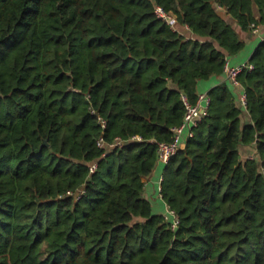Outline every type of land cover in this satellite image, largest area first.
Instances as JSON below:
<instances>
[{
  "label": "trees",
  "instance_id": "1",
  "mask_svg": "<svg viewBox=\"0 0 264 264\" xmlns=\"http://www.w3.org/2000/svg\"><path fill=\"white\" fill-rule=\"evenodd\" d=\"M260 24L264 0H0V264H264V39L237 76L245 104L229 79L211 88L165 165L177 227L143 180L183 96ZM101 136L125 143L104 154Z\"/></svg>",
  "mask_w": 264,
  "mask_h": 264
},
{
  "label": "built area",
  "instance_id": "2",
  "mask_svg": "<svg viewBox=\"0 0 264 264\" xmlns=\"http://www.w3.org/2000/svg\"><path fill=\"white\" fill-rule=\"evenodd\" d=\"M155 12L157 15L165 20L172 28H176L178 25V19L175 14L172 12H169L164 9L161 5H157L155 7ZM254 31H258L259 25H253ZM248 68L249 70L253 69L252 64H245L242 66H229L228 62L226 64L225 71L227 73V78L232 81L235 85H239V81L237 79L238 74L244 69ZM183 100L186 106V113L184 116L183 122L173 127V139L170 142L162 141L158 142V162L162 163H168L169 160L182 148L186 146L187 140L194 135L193 128L198 125V123L202 120V118L207 114V110L209 108L210 104V96L208 92H201L198 95V99L196 103H191V101L186 97L183 96ZM243 104H245V95L242 96ZM102 126L105 128L107 125L106 120H101ZM134 138L141 139L140 136H135ZM125 143V140L117 137L112 142L108 143L103 136H101L98 139V145L100 147L106 148L104 154L110 152L111 150L122 147ZM252 158V157H251ZM97 168V164L93 163L90 166L91 172H94ZM261 171L264 174V166L261 167ZM164 177L160 179L159 182V193L161 194V188H162V181ZM84 191L80 190V193L82 194ZM171 214L176 217L174 211H170ZM168 218V216H167ZM176 222V220H175ZM176 224V223H174Z\"/></svg>",
  "mask_w": 264,
  "mask_h": 264
},
{
  "label": "crops",
  "instance_id": "3",
  "mask_svg": "<svg viewBox=\"0 0 264 264\" xmlns=\"http://www.w3.org/2000/svg\"><path fill=\"white\" fill-rule=\"evenodd\" d=\"M256 14L259 13V9L255 8ZM185 36L189 38L195 37V34L190 30V28L187 25H180L178 24L175 28ZM242 39L245 42L244 49L235 54L227 57V62L229 66H242L245 64H249V61L251 59V56L254 52V50L257 48V46L261 43V41L264 39V25H259L258 31H254L253 27L250 31H241L240 32ZM227 73L225 71L224 74L219 76H213L209 80L202 81L199 84V93L201 92H208L211 88L214 86L226 81ZM234 87L236 88L239 99L242 101V96L245 95L244 91L242 90V87L239 85H235L233 83ZM247 119L249 115L246 117ZM255 148L254 146L250 145H243L240 148V153L242 157L251 158L255 155ZM165 163L158 162L155 165V168L150 176H146L143 180L145 181V195L150 198L153 202V206L155 207V210L158 213L164 214V213H171L166 201L163 199V197L159 193V182L162 177H164V169H165Z\"/></svg>",
  "mask_w": 264,
  "mask_h": 264
},
{
  "label": "rangeland",
  "instance_id": "4",
  "mask_svg": "<svg viewBox=\"0 0 264 264\" xmlns=\"http://www.w3.org/2000/svg\"><path fill=\"white\" fill-rule=\"evenodd\" d=\"M168 207H169V206H168ZM169 209H170V208H169ZM170 210H171V209H170ZM172 211H173V210H172ZM163 216L165 217V219H166L167 221L169 220V218H172V221L170 222V220H169L168 222L171 223V226H172L173 228L177 227V220H178L177 217H174V215L171 214V213H164ZM167 216H168V218H167ZM175 220H176V222H175ZM174 223H176V224H174Z\"/></svg>",
  "mask_w": 264,
  "mask_h": 264
},
{
  "label": "water",
  "instance_id": "5",
  "mask_svg": "<svg viewBox=\"0 0 264 264\" xmlns=\"http://www.w3.org/2000/svg\"><path fill=\"white\" fill-rule=\"evenodd\" d=\"M45 143H48V141L46 140Z\"/></svg>",
  "mask_w": 264,
  "mask_h": 264
}]
</instances>
